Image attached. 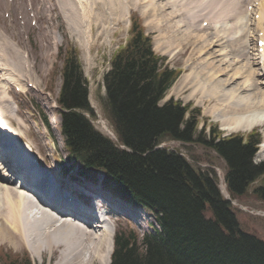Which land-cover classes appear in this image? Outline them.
<instances>
[{"label": "trees", "instance_id": "16d2710c", "mask_svg": "<svg viewBox=\"0 0 264 264\" xmlns=\"http://www.w3.org/2000/svg\"><path fill=\"white\" fill-rule=\"evenodd\" d=\"M62 75L60 103L68 110L62 129L81 170H103L107 182L158 213L161 229L140 245L132 233L117 236L112 264H264V241L239 229L215 179L178 152L155 149L164 139L191 142L198 118L180 101L159 104L177 72L161 65L139 17L133 18L128 41L104 76L106 115L129 150L99 134L77 113L89 110V102L76 49L70 48ZM259 140L256 133L246 139L221 137V131L212 129L208 144L228 165L226 180L233 196L245 195L256 177L263 176L253 193L264 200V163L252 162Z\"/></svg>", "mask_w": 264, "mask_h": 264}, {"label": "rangeland", "instance_id": "374dc122", "mask_svg": "<svg viewBox=\"0 0 264 264\" xmlns=\"http://www.w3.org/2000/svg\"><path fill=\"white\" fill-rule=\"evenodd\" d=\"M5 1L6 0H0V61L14 73L15 82L26 85V82L31 81L37 86V89L28 88L25 94H17L14 88L15 82L10 83L12 79H7L8 76L6 72L3 75L4 72L2 71L0 72V87L5 85L8 88L7 92L11 98L6 104L2 103L1 106L7 107L11 111L17 110L18 108V114H20L25 121L24 127L26 135L22 144L25 142L32 143L33 141L34 147L37 146L35 149L40 156H44L48 161L51 160V162H53L54 158L55 161L52 165L54 166L53 174L55 173V177L60 179L61 176H64V167L60 166V162L66 163L67 167L69 166V163L65 161L69 151L64 145L60 131H58L60 129V114L59 109L56 107L62 83L61 71L63 60L61 51L65 52L66 47L71 43L80 50L79 59L81 60L84 74L88 80L90 101L97 115V119L93 122L99 131L109 134L114 140H117L116 133L111 126L109 118L106 117L104 109V101L106 100L107 92L105 90L103 77L109 69L110 57L126 39L131 13L137 12L140 15L142 14L141 17L146 26L147 33L153 36L157 52L167 58L170 67L182 69V72L175 81L176 83H173L161 103H165L172 98L178 101L181 100L183 104H190L193 107L197 106L201 108L198 128L192 134L191 142L167 140L162 144V147L167 150H178L195 169L213 174L215 181L218 179L220 191L222 190L224 193L223 185L227 167L225 161L221 157H218V154L213 150L212 146L208 144L211 137V132H209L208 128H211L212 131V128L216 126L217 129L221 130V136H242L244 134L247 136L250 130H240L238 132L225 130L222 122L216 119L209 111L214 102H208L206 100L203 103L199 102V96H189L190 89L188 87L178 88L177 90H180L176 93V90L172 91V88L176 86L177 81L182 76L191 71L205 72L210 70V66L205 59V54L202 55L199 53L198 59L195 57L191 58L190 56L195 47L198 48L202 45V43L200 45V41L197 40V38L206 35L212 36L211 33L214 32L212 29L207 30V27L202 29L200 25L201 19L206 16H201L200 18V15H203V13L199 15L198 12L200 13L205 9L209 11V13H207L208 16H216L217 19L220 16L224 18L223 15L227 16L229 19L224 22V25H227L226 28L228 29L230 26H234L233 30L240 34L245 30L244 24H246V21L250 19L246 24V26L249 27L247 28L248 38L246 42L249 43L247 44L248 51L252 52L254 55L252 56L257 60L255 61L256 65L254 67L259 68L261 64L259 63L260 59L257 58L258 56L253 40L255 34L252 16L248 15V18L244 19L247 16V11L243 9H246V5L249 1L245 2L246 0H244L243 6L245 8L242 7V12L238 14V17H232L225 3L237 2L233 0H196L197 2L194 0L193 9L191 11L187 9V7H189L187 0L180 1V4L172 3L171 0H152L150 1L151 3L149 2L150 4L148 0H122L121 2H114V4H112V2L109 4V0H77L75 4L74 0H49L47 4H43L44 7L41 10L40 6H43L41 5V0H19L18 2L16 1L15 6L12 7V10L16 14V20L13 21L12 26H10L4 16L5 11L10 8L6 5ZM63 1L66 2L63 3ZM57 2L59 3L57 4ZM86 3L93 4L88 5ZM168 3L173 4L171 8ZM79 4H81V7H79ZM106 5L109 7H105ZM164 5H166V10L164 8L165 13H163L162 10ZM74 6L78 13V19H74ZM155 7L157 8L156 10H154ZM195 7H197V10L193 11ZM29 8H31V10H29ZM47 8L49 9L47 10ZM69 9L72 12L68 11ZM172 9L181 11V14L176 17L174 16L171 20H166L165 18L168 17ZM31 14H34L33 17L36 18V24H33ZM89 15L90 17H88ZM20 16L22 19L19 18ZM194 20H196L197 25L194 23ZM189 23L193 25L189 27ZM222 25L223 24L219 25L218 28ZM16 30L18 31L14 32ZM234 31L232 32V30H230L225 35H227L228 38L234 37L237 34ZM195 40L199 42H194ZM171 44L173 46H171ZM216 46L217 45L212 44L210 48L213 49L214 47L218 50L220 46ZM25 50H27L29 54L28 60L23 57V51ZM177 50L181 51L178 53ZM25 63H29V67L31 68L30 71H27V69L25 70ZM216 64L219 63L217 62ZM233 65L240 67L243 66V62L237 63V61H235ZM2 69L5 70V68ZM257 70L258 69H256V71ZM28 75L30 77L27 79ZM201 77L202 80L205 81V75ZM1 78L3 80H1ZM18 79L19 81H17ZM8 80L10 81L8 82ZM261 81L264 82V77L261 78ZM229 88H231V85ZM261 88H263V86ZM2 91L3 89L0 88V93H2ZM21 100L24 102H21ZM31 102L35 104V111L32 109L33 107L29 105ZM29 110H31L30 114H27L26 111ZM41 110L48 116L51 130H47L44 127L41 117H39ZM185 118H188L187 114ZM53 123L56 124L54 125ZM108 127L114 132L110 131V133L109 130H107ZM263 128L264 126L258 125L255 132L259 133L260 131L262 133ZM230 132L232 133L229 134ZM262 139H264V136H262ZM256 158L257 160L264 159V151L259 149ZM68 177H70V175H66L64 180ZM257 178H260V176H257L256 179ZM259 181L257 183L252 182L248 191L250 192L253 186L258 185ZM0 187L2 188L0 189V191L2 190L0 197H2L4 191L3 187ZM3 201L4 199L1 198L0 202ZM236 201L245 208L240 210V207L233 205L237 206L239 209L233 208L240 227L244 231L251 232L264 239V213H255L254 215L250 211L246 212V209L264 211V202L258 201L251 195L244 198L242 196ZM2 206L3 205L0 203V209ZM139 214L141 216L139 221L143 224L141 227L132 226L131 223L124 220L115 221V228L113 229L112 236L121 231H128V229H133L139 233L148 230L149 223L153 221L152 216L148 212L142 211L139 212ZM2 236L0 234V241L2 240ZM8 239L0 242V252L2 251L5 256L16 255L19 259L30 256L35 263L56 264V255L51 256L47 251H44L40 256H37L39 259H36L27 248L28 245L25 247V244H22L20 240H15V242L11 243ZM97 258L98 256L95 257V262L93 264H103L101 260H98L100 258ZM1 259L2 256H0V260Z\"/></svg>", "mask_w": 264, "mask_h": 264}, {"label": "bare ground", "instance_id": "6f19581e", "mask_svg": "<svg viewBox=\"0 0 264 264\" xmlns=\"http://www.w3.org/2000/svg\"><path fill=\"white\" fill-rule=\"evenodd\" d=\"M47 1L49 0L44 1V5L47 4ZM75 1L77 2V0H74V4L76 3ZM121 1L122 0H109V4L110 2L114 4V2ZM150 1L152 0H148V3ZM180 1L185 0H171V2L175 4H180ZM233 1L237 2H228L225 3V6L230 11L232 17H238V14L242 12V7H244V0ZM59 2H57V4ZM65 2L66 1H63V3ZM187 2L189 5L187 9L191 11L193 9L194 0H187ZM245 2H248V0H246ZM44 5L42 6V9ZM80 5L81 4H79V7H81ZM168 5L171 8V5L173 4L168 3ZM259 6L261 7V12L258 7L259 13L263 14L264 3L262 0H259ZM105 7L109 6L106 5ZM164 8L166 10V5H164L162 8L163 13H165ZM48 9L49 8H47V10ZM156 9L157 8L155 7L154 10ZM243 10L247 11V16L246 18H244L247 19L249 15L248 9ZM68 11L71 10L69 9ZM74 14V19H78L76 8ZM179 14H181V11L172 9L169 12L168 17L165 19L171 20L174 16L176 17ZM206 16L207 17L205 18L210 19V24L208 25L207 30L212 29L214 32H210L212 36L206 35L204 37L201 36L197 38V40H199L200 42L197 40H195L194 42H199L200 45L202 43V45L198 48L195 47L190 56L191 58L195 57L196 59H198L199 53H201L202 55L205 54V59L207 64L210 66V70H207L205 72L191 71L185 74L177 81V84L172 88V91L176 90V93L181 88L188 87L190 89L189 96H199V102L203 103L205 100L208 102H214L213 106L211 105L212 107L209 111L213 114V116L216 117V119L222 122L223 128L225 130L248 131L255 126H263L264 82H261L260 80L264 77V53L262 54L263 62L261 67L259 66L260 68H255V61L257 60H255L256 58L253 57V53L248 51L247 44L249 43L246 42V39L248 38L247 28H249L248 26H246V24L250 19L246 21V24H244V32L240 34L233 30L234 26H230V28L228 29L226 28L227 25L225 26L224 22L229 19L227 16L223 15L224 18L220 16L218 17V19L216 18V16ZM88 17H90V15ZM204 19H201L200 25L201 22L204 21ZM263 20L264 16L262 15L260 21L262 22ZM194 23L196 24V20H194ZM221 24L223 25L218 28V26ZM191 25L193 24L189 23L188 26L190 27ZM230 30H232V32H236V36L228 38V36L225 34ZM172 44L171 46H173ZM212 44L220 46L219 49L216 50L214 48L215 46L213 47V49L210 48ZM235 61H237V63L243 62V66H234L233 63H235ZM217 62L219 64H216ZM256 69L258 70L256 71ZM203 75H205V81L202 80L201 76ZM7 79L10 78L8 77ZM230 85L231 88H229ZM262 86L263 88H261ZM178 88L180 89L177 90ZM2 93H6V89L4 87ZM10 123L11 122H9V124ZM9 127L10 125H5V127H3V130L12 132V136L10 139L15 140V137L21 133V128L18 127L10 129ZM1 133H3L2 135L5 140L9 139L6 136V134H8L7 132L4 133L2 131ZM19 143L20 140L14 142L12 146L13 151H15ZM261 147V150L264 151V139L261 143ZM33 171L34 170H32V172ZM50 171L53 172V168ZM58 184L64 189H69V186L65 182L63 184L58 182ZM70 188L73 189V187ZM0 189L2 188L0 187ZM1 191L0 193H2ZM3 191L4 194H2V197H0V200L1 198L4 199L3 202H0L1 205H3L0 209V234L1 236L3 235L2 240L10 238L8 240L11 243L15 242V240H20L22 244H25V247L28 245L27 248L29 249L31 254L36 257V259H39V257L37 256H40V254H42V252L44 251H47V253H49L51 256L56 255V264H93L95 262L96 256L100 258L97 259L101 260L103 264H110V256L113 247L111 239L112 231L106 226V221H103L102 223H100V225L95 227V230H92L91 227L90 229H86L84 227L77 228L72 224L56 225V221H53L54 219L51 218L48 213L41 212V209L27 198L28 195L24 191L4 187ZM48 198L50 197H47V195L43 196V199L45 201H48ZM51 200H53V198H50V201ZM110 216L114 217L113 214H110ZM85 219L87 220L88 224L92 220H94V217L87 216ZM82 225L84 226L85 224ZM96 230L100 231L95 232Z\"/></svg>", "mask_w": 264, "mask_h": 264}]
</instances>
